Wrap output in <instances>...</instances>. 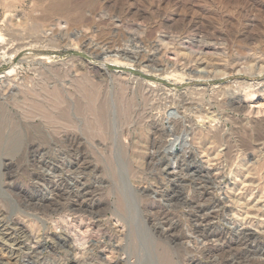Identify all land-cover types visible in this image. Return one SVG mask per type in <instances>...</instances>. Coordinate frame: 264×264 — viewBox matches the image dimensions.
<instances>
[{
	"label": "rangeland",
	"instance_id": "obj_1",
	"mask_svg": "<svg viewBox=\"0 0 264 264\" xmlns=\"http://www.w3.org/2000/svg\"><path fill=\"white\" fill-rule=\"evenodd\" d=\"M50 2L0 0V264H264V0Z\"/></svg>",
	"mask_w": 264,
	"mask_h": 264
},
{
	"label": "bare ground",
	"instance_id": "obj_2",
	"mask_svg": "<svg viewBox=\"0 0 264 264\" xmlns=\"http://www.w3.org/2000/svg\"><path fill=\"white\" fill-rule=\"evenodd\" d=\"M69 2H70V0H51V2H50V8H52L51 10H53V11H62V12H64V13H68L69 15H72V18L74 19V20H77V19H81L83 16H84V14L81 12V11H79V10H76V9H74L71 5V7H68V4H69ZM49 6H48V8H49ZM263 52H264V47H263ZM117 59V58H116ZM104 63V62H103ZM117 63V62H116ZM126 64H127V62H126ZM103 65V64H102ZM104 66H106V63H104ZM99 73V72H98ZM97 73V74H98ZM88 105V104H87ZM88 106H90V105H88ZM87 106V107H88ZM92 107V106H91ZM89 109V108H88ZM43 110H44V107H43ZM46 111V110H45ZM47 111H50V110H47ZM63 111V115H67V112L65 111V110H62ZM61 111V112H62ZM89 111V110H88ZM51 112V111H50ZM87 112V111H86ZM46 114H47V112H46ZM65 115V116H66ZM184 119H185V117H181V118H175L174 119V125H175V129L174 130H171V129H166L165 127H159L158 125L157 126H155V128L157 129V130H166L167 132H169V133H171L172 131L174 132V131H177V130H179V129H184ZM1 121V120H0ZM3 122V121H2ZM3 124V123H2ZM187 130V129H186ZM188 131V130H187ZM2 132V131H1ZM160 132V131H159ZM182 132V131H181ZM2 134V133H1ZM0 134V135H1ZM46 137V136H45ZM1 140V139H0ZM182 142L183 143V145H188L190 142H189V134H186V133H184L182 136H180V135H178L177 137H175L173 140H172V142H171V144L172 145H175L177 142ZM1 142V141H0ZM43 146V145H42ZM44 147V146H43ZM46 149V148H45ZM77 150V149H76ZM175 150V149H174ZM154 161V160H153ZM174 162H176V161H174ZM203 166V165H202ZM79 167V166H78ZM175 167V166H174ZM194 167V166H193ZM203 168H205V167H203ZM92 170V169H91ZM175 170V169H174ZM196 170V169H195ZM209 172V171H208ZM205 173V172H204ZM206 174V173H205ZM202 175V174H201ZM210 178V177H209ZM219 178V177H218ZM221 178V177H220ZM219 178V179H220ZM71 181V180H70ZM201 184V183H200ZM199 184V185H200ZM83 187V186H82ZM201 187V186H200ZM202 188V187H201ZM202 190V189H201ZM206 190V189H205ZM80 193V192H79ZM209 193V192H208ZM84 194V193H83ZM205 196V195H204ZM63 197V196H62ZM79 202V201H78ZM83 202V201H82ZM217 202V201H216ZM80 203V202H79ZM81 205V204H80ZM47 206V205H46ZM215 206V205H214ZM217 206V205H216ZM199 207V206H198ZM212 209V208H211ZM219 209V208H218ZM209 211V210H208ZM210 212V211H209ZM213 213V212H212ZM205 216V215H204ZM202 217V216H201ZM209 217V216H208ZM201 219V218H200ZM211 221V220H210ZM163 225V224H162ZM240 226H241V224H235V230L236 231H240L241 230V228H240ZM171 227V226H170ZM17 228V227H16ZM167 229H169V228H167ZM251 229V228H250ZM165 230V229H164ZM172 230V229H171ZM200 230V229H199ZM155 232V231H154ZM167 232H168V230H167ZM170 232V231H169ZM59 234V233H58ZM239 234V233H238ZM193 235V234H192ZM207 235H208V233H207ZM206 235V236H207ZM246 235V234H245ZM248 236V235H247ZM250 236V235H249ZM248 236V237H249ZM251 236H252V234H251ZM204 237H205V235H204ZM246 237V236H245ZM68 241L66 240V239H62V241H61V244L62 245H66V243H67ZM200 249V248H199ZM236 258V257H235ZM248 258V257H247ZM197 262V261H196ZM231 262V261H230ZM168 264H171V262H170V260H168ZM225 264V263H224Z\"/></svg>",
	"mask_w": 264,
	"mask_h": 264
}]
</instances>
